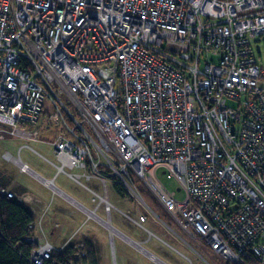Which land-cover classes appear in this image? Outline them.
<instances>
[{
  "label": "built area",
  "instance_id": "1",
  "mask_svg": "<svg viewBox=\"0 0 264 264\" xmlns=\"http://www.w3.org/2000/svg\"><path fill=\"white\" fill-rule=\"evenodd\" d=\"M41 115L59 128L50 142L56 162L29 148L55 174L33 170L22 146L2 159L90 210L108 232L118 230L107 187L115 178L145 208L121 212L142 230L151 234L149 215L163 220L138 184L207 264H217L212 256L264 264V0H0V140H37ZM59 173L91 192L95 206L57 187ZM25 240L35 245L34 264L69 245L89 264L81 242Z\"/></svg>",
  "mask_w": 264,
  "mask_h": 264
},
{
  "label": "rangeland",
  "instance_id": "2",
  "mask_svg": "<svg viewBox=\"0 0 264 264\" xmlns=\"http://www.w3.org/2000/svg\"><path fill=\"white\" fill-rule=\"evenodd\" d=\"M258 47L260 48L261 46L259 45ZM114 87L116 90L119 89L118 82L115 83ZM36 128L37 140L29 138V133L23 137L6 136L0 140V170L11 179V184L4 189L9 190L11 185L16 186L18 183L24 185L21 187L23 191L19 194L13 193V197H19L22 202L28 204L34 213L33 221L35 228H33L34 234L32 236L38 242H48L54 247H59L66 240H68V243H72L85 237L90 238L99 247V262L105 264L122 262L123 256L121 252L132 255V249L139 252L142 256H145L148 262H156L149 257V253L146 251L140 252L139 249L137 250L135 246L127 242L124 237L118 234H111L104 228L105 226L102 223L92 220L90 217L88 218L87 213L77 207L65 195L52 194V191L34 176L29 173L20 172L14 163L6 162L2 159L3 152L9 151L12 154H17L18 148L22 146L19 151L22 160L27 162L33 170L44 178H51L55 174V168L33 150L43 154L52 162H56L55 156L50 150L51 145L49 143L53 140L59 128L49 119L39 121ZM27 131H31V126L27 128ZM68 172L76 173L78 170L72 169L68 170ZM158 176L160 181L170 191H176L177 183L172 177H169L163 170L158 172ZM80 182L96 189L98 193L102 192V188L94 180L86 181L81 179ZM55 184L88 208H92L97 202V198L85 189L83 185L73 181L63 173H59L55 177ZM107 187L109 199L115 206L111 212L112 222L118 230L126 233L133 239L142 241L147 239L144 246L167 264H207L183 242V240H186L191 244V240L178 228L170 217L168 221L166 220L169 226L164 221H160L152 215H149L148 221L145 223V226L152 231V234H149L134 225L121 213L128 211L131 213V216L135 217L139 211L146 212L145 208L141 206L137 209L138 203L129 194L126 197L120 196L113 189L110 180L107 182ZM181 195V192H176L177 198H180ZM98 212L103 215L101 209ZM204 257L207 258L205 255ZM212 258L215 263L222 264L220 258L214 256Z\"/></svg>",
  "mask_w": 264,
  "mask_h": 264
},
{
  "label": "trees",
  "instance_id": "3",
  "mask_svg": "<svg viewBox=\"0 0 264 264\" xmlns=\"http://www.w3.org/2000/svg\"><path fill=\"white\" fill-rule=\"evenodd\" d=\"M46 119L47 116L41 115L39 121H46ZM10 184L11 179L0 170V187L6 188ZM112 187L122 197L129 194L115 178H113ZM9 191L19 194L23 188L11 185ZM138 191L147 205L169 225L167 222L170 217L169 214L151 193L142 184H138ZM33 220L34 213L28 204L18 200L17 197L8 198L0 194V264H34L29 259L31 250L35 245L25 240V237L34 234L33 228L29 227ZM77 242L82 243L87 262L99 264V247L87 237ZM41 264H78L75 249L69 245L61 251H52L50 257Z\"/></svg>",
  "mask_w": 264,
  "mask_h": 264
},
{
  "label": "crops",
  "instance_id": "4",
  "mask_svg": "<svg viewBox=\"0 0 264 264\" xmlns=\"http://www.w3.org/2000/svg\"><path fill=\"white\" fill-rule=\"evenodd\" d=\"M19 137V136H18ZM50 144V143H49ZM51 152L53 153V151H52V147H51ZM16 186H20V187H22V186H24V185H22V184H20V183H18V185H16ZM66 193V192H65ZM33 194V193H32ZM67 194V193H66ZM33 195H35V196H38V195H36V194H33ZM69 197H71V198H73L74 200H77V199H75L74 197H72V196H70L69 194H67ZM39 197V196H38ZM78 201V200H77ZM80 202V201H79ZM148 221V220H147ZM146 221V222H147ZM145 222V223H146ZM145 225V224H144ZM150 230V229H149ZM151 231V230H150ZM122 232V231H121ZM123 233V232H122ZM126 237H128V238H130L131 240H134V241H136L137 243H139L140 245H141V247L143 248V249H145V250H147L148 252H150L152 255H154L155 257V261H157L156 259L158 258L153 252H151L150 250H148L145 246H144V243L146 242V240L147 239H145V241H142V240H137V239H133V238H131L129 235H127L126 233H123ZM151 234H152V231H151ZM153 235L154 236H156L157 237V235L156 234H154L153 233ZM123 240V239H122ZM126 242V241H125ZM128 242V241H127ZM54 243V242H53ZM55 244H57V243H55ZM135 247H137V246H135ZM130 248H131V246H130ZM138 249H139V247H137ZM132 249V248H131ZM137 249V250H138ZM133 250V252H131L132 253V255H128L126 252H121L122 253V262H119V263H117V262H115V264H161L160 262H148V260H147V258H145V256H142L141 254H139V252H137L136 250H134V249H132ZM140 252H141V250H140ZM145 255V254H144ZM151 259H153V258H151ZM159 259V258H158ZM161 260V259H160ZM164 262V261H163ZM165 264H167L166 262H164ZM99 264H105V263H102V262H99Z\"/></svg>",
  "mask_w": 264,
  "mask_h": 264
},
{
  "label": "bare ground",
  "instance_id": "5",
  "mask_svg": "<svg viewBox=\"0 0 264 264\" xmlns=\"http://www.w3.org/2000/svg\"><path fill=\"white\" fill-rule=\"evenodd\" d=\"M84 211H85L88 215H92V212H91L90 210L84 209ZM109 230H110V232L113 233V234L121 235V236L124 237V238H125L130 244H132L133 246H137V247H139V250H141V251H145V250H143V248L141 247V245H140L139 243L134 242V241H131L130 239H128L127 237H125L123 234H121L118 230H116L114 227H110ZM137 247H136V248H137ZM137 249H138V248H137ZM52 251H54V249H53ZM52 251H51V252H52ZM50 254H51V253H50ZM148 255H149L150 258H153V259L156 258V257L153 256V255H150V254H148ZM154 257H155V258H154ZM156 260L158 261V259H156Z\"/></svg>",
  "mask_w": 264,
  "mask_h": 264
},
{
  "label": "water",
  "instance_id": "6",
  "mask_svg": "<svg viewBox=\"0 0 264 264\" xmlns=\"http://www.w3.org/2000/svg\"><path fill=\"white\" fill-rule=\"evenodd\" d=\"M147 253L151 254L150 252H148L147 250H145ZM154 256V255H153ZM158 259V258H157ZM158 261H160L161 264H165L162 260L158 259ZM157 262V261H156Z\"/></svg>",
  "mask_w": 264,
  "mask_h": 264
}]
</instances>
